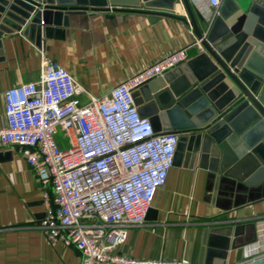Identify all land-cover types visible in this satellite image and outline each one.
<instances>
[{"label":"crops","instance_id":"obj_1","mask_svg":"<svg viewBox=\"0 0 264 264\" xmlns=\"http://www.w3.org/2000/svg\"><path fill=\"white\" fill-rule=\"evenodd\" d=\"M192 9L204 31V21ZM126 10L110 7L72 16L61 36L44 40L42 49L18 33L3 35L0 125L4 123V92L39 79L42 52L93 97L108 94L179 48L190 47L189 59L201 52L202 48L194 45L198 39L181 1L170 11L143 6ZM80 100L86 103L88 98L81 95ZM44 216L36 174L16 149L0 150V264H81V255L74 247L52 244L44 238L39 229ZM230 220L256 223L258 236L253 244L230 249L225 264H262L264 191L245 194L220 185L215 194L208 171L197 166L192 170L172 167L145 223L127 229L117 253L139 260L186 259L191 264H215L221 259L207 257L206 231Z\"/></svg>","mask_w":264,"mask_h":264},{"label":"built area","instance_id":"obj_2","mask_svg":"<svg viewBox=\"0 0 264 264\" xmlns=\"http://www.w3.org/2000/svg\"><path fill=\"white\" fill-rule=\"evenodd\" d=\"M221 1L189 0L206 25L195 46L201 48ZM189 49L160 57L102 97L90 95L42 52L39 79L4 92L0 150L16 149L34 171L45 209L42 235L74 247L81 264H191L117 253L127 229L145 223L178 144V134L156 133L139 115L132 92L185 63ZM58 128L69 140L65 150L54 141Z\"/></svg>","mask_w":264,"mask_h":264},{"label":"water","instance_id":"obj_3","mask_svg":"<svg viewBox=\"0 0 264 264\" xmlns=\"http://www.w3.org/2000/svg\"><path fill=\"white\" fill-rule=\"evenodd\" d=\"M179 1L201 39L189 0H0V54L3 35L18 33L42 49L72 16L110 7L170 11ZM201 48L135 89L134 105L156 133L178 134L173 167L208 171L215 194L220 185L245 194L264 191V0H222ZM257 232L256 223L235 220L212 226L207 257L225 264L227 252L255 243Z\"/></svg>","mask_w":264,"mask_h":264},{"label":"rangeland","instance_id":"obj_4","mask_svg":"<svg viewBox=\"0 0 264 264\" xmlns=\"http://www.w3.org/2000/svg\"><path fill=\"white\" fill-rule=\"evenodd\" d=\"M54 141L61 150L69 148V140L60 128L57 129V133L54 135Z\"/></svg>","mask_w":264,"mask_h":264}]
</instances>
